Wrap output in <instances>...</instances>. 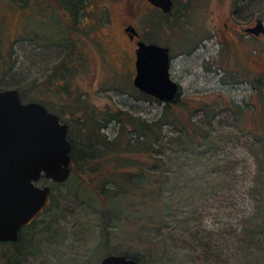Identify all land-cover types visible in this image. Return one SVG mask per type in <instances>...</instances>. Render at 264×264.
Segmentation results:
<instances>
[{"label":"rangeland","instance_id":"374dc122","mask_svg":"<svg viewBox=\"0 0 264 264\" xmlns=\"http://www.w3.org/2000/svg\"><path fill=\"white\" fill-rule=\"evenodd\" d=\"M39 1L29 0L21 7L18 5L23 0H16L18 5L0 0V86L20 88L24 102L47 103L72 125L78 142L83 138L81 120H88L98 132L122 143L131 140L134 144L146 132L159 138L154 141L155 154L164 157L169 176H179L171 183L170 197L177 208L173 217L192 221L198 215L197 221L189 223V230L198 226L212 233L208 239L220 256L209 264H244L241 254L223 243L235 242L238 230L240 235L244 216L253 213L257 204L255 188L264 180V84L259 81L255 97L251 83L234 82L249 77L251 60L264 67V38L250 42L242 36L239 41L232 32L244 31L257 17L264 19V0H175V10L166 17L157 15L148 0H87L90 2L76 12L71 23L55 1ZM47 9L53 15L45 26L50 16H46ZM156 17L159 21L155 23ZM129 23L147 40L171 47L170 72L181 82L182 90L178 102L168 108L159 99L143 98L134 86L133 47L123 31ZM58 24L59 33L70 35L73 43L41 35L43 29L53 30ZM37 26L42 28L32 40L21 38L25 30L32 32ZM122 52L128 58L122 60ZM222 64L228 72L224 82L217 72ZM237 100L247 112L237 114L240 107L231 106ZM114 113L122 117H113ZM161 117L163 126L154 124ZM256 117L258 129L253 127ZM187 124V133L194 128L197 140L208 135L212 144L194 151H176L169 142L175 141ZM126 156L130 169L149 162L145 152ZM99 175L75 176L76 186L80 183L85 187L82 193L89 192L84 197L66 185L55 191L54 181L43 176L41 185L50 184L51 192H56V220L48 223L52 211L41 215L39 222L46 219L48 228L40 225L36 236L24 235L17 244L21 246L14 250L0 246V264H99L109 253L127 248L126 239L110 233L112 228L105 224L104 206L97 193L106 182ZM211 179L221 185L220 190L208 189L210 198L203 201L199 193ZM112 186L107 183L106 187ZM176 230L180 229L173 234L170 255L154 264L205 263L192 246L179 239L181 234ZM26 238L32 241L29 248Z\"/></svg>","mask_w":264,"mask_h":264},{"label":"trees","instance_id":"16d2710c","mask_svg":"<svg viewBox=\"0 0 264 264\" xmlns=\"http://www.w3.org/2000/svg\"><path fill=\"white\" fill-rule=\"evenodd\" d=\"M28 1L29 0H23V2H20L21 4L18 5L15 3L16 0H12L14 4L21 7L27 6L29 4ZM58 1L59 7L62 9V11L65 14H68V16H72L73 19H75L76 12L84 9L87 6L86 4L90 2L87 0ZM38 2L40 1L38 0ZM40 9L41 11L43 10L42 4L40 5ZM158 13L159 16L162 15L164 17L172 14L170 12L165 16L161 11ZM52 15L53 14H51L45 23H43L45 26L48 25L47 22L50 21ZM46 16L48 15L46 14ZM59 27H61V24L56 25L53 30L47 31L43 29L41 35H44V38L47 39H71L73 43L72 37L70 35L66 36V34L63 35L59 33L61 31V28ZM41 28L42 26H37L36 30L32 31L33 35H37ZM28 35L29 31L25 30V33L23 36H21V38H28ZM74 43L77 44L78 41L76 43L75 40ZM1 55L2 54L0 53V56ZM260 81L264 84V77L261 78ZM8 87L10 86L3 85L0 86V89H5ZM18 89L20 90V88ZM140 93L142 94L143 98H150L152 100L157 99L142 92L141 90ZM180 93L181 91L173 101H163L166 108H168L171 103L178 102ZM21 97H24L23 93H21ZM41 102L44 103L43 101ZM44 104L48 106L47 103ZM111 115L119 119L122 117L120 113H114ZM205 115L206 114L204 112L203 119L205 118ZM162 119H164V117L156 120L154 124L159 125L161 123L163 126ZM87 121L81 120L80 122L83 138H81V141L79 142L72 134V125H69L68 138L71 141L73 147L71 152L72 173L66 182L60 184L54 182V190L56 191V189L66 185L70 190L72 188L77 190L81 196H87L89 194L88 191L83 193L81 191V189H85L82 184L79 183L78 187L76 186L77 178L75 176L79 175L83 178V176L86 174L89 175L94 173L100 174L99 179L104 180L106 182V186L107 183L113 184L112 187L101 186L102 184H100V189H98L97 193L104 206L103 211L105 213V224H108V226L112 228V230L110 229L109 232H115L117 235H122L126 239L127 248L113 254H126L128 257L136 258L142 264H150V262H153L154 264L159 261H163L166 257H168V255H170V251L172 250L170 242H172V238H175L173 235L175 233V229L179 228L180 231L176 230V232L182 236H180L179 239L182 240L185 245L189 244L192 246L193 249H195L196 252L200 254L203 262H205L203 264H209L219 257V251L215 249L214 243L209 241V237L212 236V233L209 232L208 234V231H206L207 233L203 232L198 226L189 230V223H192L195 220L197 221L196 216L198 215L194 216L195 219H192V221H190V218L183 219L179 218L178 216L173 217V211H176L177 208H175L174 201L170 197V195H172L170 192L171 183L173 184V181L179 176H177L175 179L169 176L166 173L167 165L164 157H160L155 154V146L157 144L154 141L159 140V138H153L152 133L146 132L145 137L142 138L141 136L144 135H140L142 139H140V141L137 139L134 144L131 142V140L126 141V143H122V140L120 141L118 138L111 140L107 134L98 132V130H96L97 128H95L93 125H89L90 123ZM131 123V120H129L128 125L131 126ZM210 123L211 122H209V124ZM154 124L152 123V125ZM188 125L189 124L185 125L184 129H180L179 137L176 138L175 141L171 140L169 142L173 144L176 151H194L205 145L212 144L211 141H209L208 135H206L204 139L197 140L195 136L198 130L194 128L192 132L187 133L186 129ZM129 152L137 155L144 152L149 154L150 163H142L139 164V168L130 169L128 166L130 164L128 163V158L126 156ZM75 172H77L78 175L75 174ZM209 176L212 177L211 175ZM259 176L261 177L262 175L260 174ZM213 180L211 182L208 181L206 189H203L202 192L199 193L203 201L205 198H210L209 196L211 195V192L208 189L213 188L212 190L216 192L220 190L219 186L221 185L219 183H213ZM225 185L227 186V183H225ZM255 189V194L257 195L255 196L257 199V204L255 205L256 207L254 208L253 213L244 216L245 219L242 220L240 235L239 230L237 229L238 236L235 237V242L230 245V242L223 243L229 248L232 247L235 254H241L240 261L244 264H264V180L261 182V185H258ZM51 193L52 200L50 202V206L45 208V210L39 214V217L22 229L18 242L23 240L22 238L24 235H26L24 237L29 235L32 237L33 235L36 236V233L40 228L38 226L40 225L48 228L46 219L43 220L42 223L41 221L39 222L41 215L52 211V217L48 223L51 224L56 220L54 208L57 206V196L56 192ZM125 195L129 197L124 198ZM258 196H260V198H258ZM177 222H179V224H177ZM172 228L174 230L173 232L171 231ZM230 234L231 232L229 235ZM221 238L223 241L224 238L222 236ZM27 240H29V242L27 241V247L29 248V246L32 245V241H30V239ZM18 242H16L15 246L13 247L9 245L7 247L10 250H14V247L16 248V246H21V244L17 245ZM24 251L25 250L21 248V255L24 254ZM231 254L229 255L228 259H226L228 263L231 262ZM13 257L14 256H12V258Z\"/></svg>","mask_w":264,"mask_h":264},{"label":"water","instance_id":"95a60500","mask_svg":"<svg viewBox=\"0 0 264 264\" xmlns=\"http://www.w3.org/2000/svg\"><path fill=\"white\" fill-rule=\"evenodd\" d=\"M165 13L174 0H148ZM139 34L134 26L126 29ZM248 32L264 33L258 19ZM134 86L164 102L176 99L180 86L170 75L169 46L138 41ZM69 124L43 103L22 101L17 88L0 89V241H18L28 226L50 206L51 185H41L43 176L63 183L71 176L72 143ZM99 264H142L126 254L110 253ZM144 264V263H143Z\"/></svg>","mask_w":264,"mask_h":264},{"label":"flooded vegetation","instance_id":"af4514ba","mask_svg":"<svg viewBox=\"0 0 264 264\" xmlns=\"http://www.w3.org/2000/svg\"><path fill=\"white\" fill-rule=\"evenodd\" d=\"M53 1H55L56 2V4H58V6H59V1L58 0H53ZM174 5H175V0H174ZM174 5H173V7H174ZM153 7H155L156 8V10L159 12V11H161L165 16H166V14H167V12L165 13L161 8H158L157 6H155V5H153ZM175 8V7H174ZM173 11H174V9L172 10V12L171 13H173ZM157 12V13H158ZM46 13H47V15H51V14H53L49 9H47V11H46ZM170 13V12H169ZM66 15H68V14H66ZM158 15V14H157ZM258 19H262L263 20V23H264V19L263 18H259V17H257L256 18V21H255V23H253L252 25H249V26H247L246 28H245V30L244 31H241V30H235L234 32H232V34L233 35H235L236 36V38H238L239 39V41L242 39V36L243 37H248V38H250L251 39V41L250 42H253V41H255V40H257V39H263L264 38V33H260L259 35H255V34H252V33H250V32H248L246 29L248 28V27H254L255 25H256V22H257V20ZM159 21V19H158V17H156V20L154 21L155 23H156V21ZM71 21H73V18H72V16H69V23H71ZM93 22V21H92ZM100 22V21H99ZM89 24H87V26L88 27H90L89 25H90V22H88ZM94 24V23H93ZM130 26H134V28L136 29V31H138V35L137 34H135L134 32L133 33H130V32H128L126 29L128 28V27H130ZM87 27V28H88ZM100 27V26H99ZM58 28V27H57ZM59 28H61V27H59ZM123 31L125 32V35H126V39H127V41H128V43H130L131 45H132V47H133V50L131 51V54H132V57H131V59H133L134 58V64L133 65H136V59H137V54H136V52H137V48H138V41H145V42H148V43H158V44H160V45H163V46H169V45H165V44H163V43H161V42H153V41H149V40H147L145 37H143V34H142V32L141 31H139L138 30V28L132 23H129V24H125L124 26H123ZM33 32H30L29 31V37H28V39H30V40H32L33 39ZM169 48H170V52H171V47L169 46ZM197 48V47H196ZM122 60L123 59H126V58H128V56H127V53L126 52H122ZM251 60V59H250ZM171 61H172V52H171ZM171 64V63H170ZM172 65V64H171ZM135 69H136V72H137V65H136V67L134 68V70L132 71V72H134L135 71ZM170 69H171V67H170ZM248 75H249V77H247V79L246 80H238V81H236V82H234L236 85L238 84V83H243V82H249V83H251V88L253 89V94L255 95V97H257L256 96V93H258V91H259V88H260V78H261V75H264V67L263 66H261L260 65V63H258L257 61H253V60H251V63L249 62V64H248ZM217 72H221V81H223V80H225V77L228 75V72H227V68H226V66L225 65H219V68H218V71ZM237 72H235V74H236ZM170 75H171V72H170ZM172 76V75H171ZM173 78V77H172ZM175 80V79H174ZM224 82V81H223ZM178 84H179V86H180V90H179V92L182 90V86H181V82L179 83L178 82ZM41 102V101H40ZM42 103V102H41ZM44 104V103H43ZM45 105V104H44ZM45 106H47V105H45ZM232 107L233 106H239L240 107V110L238 111V113H244L245 111H246V109L244 108L245 106H243V104H242V102L241 101H239V100H237V101H234V105H231ZM47 108L50 110L51 108L50 107H48L47 106ZM50 111H52V110H50ZM53 112V111H52ZM247 112V111H246ZM55 113V112H54ZM57 114V113H56ZM248 115V114H247ZM61 116V115H60ZM62 120V119H61ZM256 121H255V124L256 125H254L253 127L254 128H256V129H258V128H260L259 127V125H258V117H256V119H255ZM63 121V120H62ZM64 122V121H63ZM24 228V227H23ZM22 228V229H23ZM22 229H21V232H22ZM21 232H20V234H21ZM16 242H18V241H16ZM15 241H9V240H7V241H5V242H2V241H0V246H11V247H13V246H15V243H16ZM5 247V248H6Z\"/></svg>","mask_w":264,"mask_h":264}]
</instances>
